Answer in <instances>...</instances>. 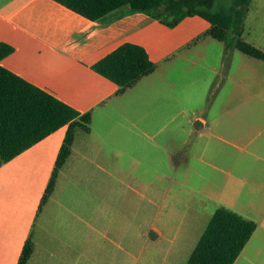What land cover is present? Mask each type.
<instances>
[{"label":"crops","instance_id":"1","mask_svg":"<svg viewBox=\"0 0 264 264\" xmlns=\"http://www.w3.org/2000/svg\"><path fill=\"white\" fill-rule=\"evenodd\" d=\"M210 27L200 16L170 28L125 9L93 21L55 0H0V43L15 48L1 65L92 115L91 131H77L72 155L41 210L68 125L0 167V264H19L31 234L35 250L27 264H63L57 256L61 248L55 247L60 238L70 242L79 234L91 242L93 231L85 225L75 229L77 215L72 219L62 212L60 195L79 181L90 182L93 170L107 171L111 155L124 156L127 129L139 139L158 133V126L162 132L172 126L173 88L189 86L196 75L198 100L208 110L196 118L202 135L198 155L212 173L229 176L228 188L237 197L244 196L240 205L221 207L257 223L234 264H264V61L212 37L201 38ZM244 33L264 51V0L251 1ZM125 43L143 46L158 68L118 94L119 86L93 66ZM192 95L181 91L178 104L189 103ZM159 109L166 111L160 118ZM84 173L89 176L79 180Z\"/></svg>","mask_w":264,"mask_h":264},{"label":"rangeland","instance_id":"2","mask_svg":"<svg viewBox=\"0 0 264 264\" xmlns=\"http://www.w3.org/2000/svg\"><path fill=\"white\" fill-rule=\"evenodd\" d=\"M243 37L250 42L245 33ZM199 82L196 75L189 86L175 84L172 126L163 132L158 126V133L139 139L127 129L124 156L111 155L107 171L93 170L90 182L79 181L68 194L62 192V212L72 219L77 215L75 229L85 225L93 237L91 242L82 241L79 234L70 242L60 238L55 245L61 248L59 262L187 264L212 213L221 206L240 205L244 196L228 188L229 176L212 173L198 155L202 135L196 118L208 115L198 100ZM184 90L193 92L192 99L179 105ZM165 112L159 109L158 117ZM189 118L195 121L191 124ZM79 176L86 180L89 175ZM152 230L156 239L150 237ZM66 247L71 253H65ZM87 248L88 255L83 253Z\"/></svg>","mask_w":264,"mask_h":264},{"label":"trees","instance_id":"3","mask_svg":"<svg viewBox=\"0 0 264 264\" xmlns=\"http://www.w3.org/2000/svg\"><path fill=\"white\" fill-rule=\"evenodd\" d=\"M90 20L99 21L121 9L145 13L174 28L188 17L200 16L211 27L203 36L224 42L264 61V51L244 37V20L252 0H55ZM15 48L0 43V167L68 125L64 142L43 196L40 210L53 195L59 174L72 155L78 130L91 131V113L81 114L39 86L1 65ZM94 70L119 86L124 94L158 65L138 44L125 43L98 61ZM257 229V223L225 207L218 208L200 237L187 264H234ZM35 250L27 239L19 264H27Z\"/></svg>","mask_w":264,"mask_h":264},{"label":"water","instance_id":"4","mask_svg":"<svg viewBox=\"0 0 264 264\" xmlns=\"http://www.w3.org/2000/svg\"><path fill=\"white\" fill-rule=\"evenodd\" d=\"M150 237H152L153 239H156L158 235L154 232V230H152L150 233Z\"/></svg>","mask_w":264,"mask_h":264}]
</instances>
